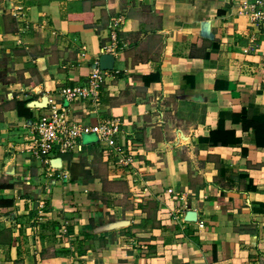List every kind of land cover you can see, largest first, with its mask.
<instances>
[{
	"label": "crops",
	"instance_id": "obj_1",
	"mask_svg": "<svg viewBox=\"0 0 264 264\" xmlns=\"http://www.w3.org/2000/svg\"><path fill=\"white\" fill-rule=\"evenodd\" d=\"M240 3L0 0V264H264V28ZM102 54L97 98L66 101ZM51 107L114 143L34 159Z\"/></svg>",
	"mask_w": 264,
	"mask_h": 264
},
{
	"label": "built area",
	"instance_id": "obj_2",
	"mask_svg": "<svg viewBox=\"0 0 264 264\" xmlns=\"http://www.w3.org/2000/svg\"><path fill=\"white\" fill-rule=\"evenodd\" d=\"M240 8L249 22L264 28V0H241ZM121 23L122 19L110 23V41L104 47V51L113 54L118 51L116 30ZM108 74L109 71L100 70L97 67L90 75L87 86L62 89L61 96L66 101L97 98L98 89ZM118 125L117 121H105L94 126L70 124L67 122L63 110L51 107L49 112L39 117L34 124L37 137L29 148V152L34 159L49 166L50 157L54 152L65 154L75 150L77 139L82 135H95L99 140H104L112 145L114 143L112 137L119 132ZM168 193H172V191L168 190Z\"/></svg>",
	"mask_w": 264,
	"mask_h": 264
},
{
	"label": "water",
	"instance_id": "obj_3",
	"mask_svg": "<svg viewBox=\"0 0 264 264\" xmlns=\"http://www.w3.org/2000/svg\"><path fill=\"white\" fill-rule=\"evenodd\" d=\"M201 29L203 31L206 32L207 35H209L207 32H208V23L207 22H204L201 24ZM114 62H115V58L112 54H102L99 58V62H98V66H99V69L100 70H106V71H110L113 69V66H114ZM32 106L38 108V109H44L47 107V98L44 97L41 99L40 102H33L31 104ZM51 166L53 168H59L60 166V159H54L52 162H51ZM185 220L187 221H196V214L195 212L193 211H190V212H187L186 213V216H185ZM126 222L124 221H121V222H117L115 223L113 226L115 228H119L121 226H124Z\"/></svg>",
	"mask_w": 264,
	"mask_h": 264
},
{
	"label": "trees",
	"instance_id": "obj_4",
	"mask_svg": "<svg viewBox=\"0 0 264 264\" xmlns=\"http://www.w3.org/2000/svg\"><path fill=\"white\" fill-rule=\"evenodd\" d=\"M16 106H17V108L19 109L20 107L25 106V102H18V103L16 104Z\"/></svg>",
	"mask_w": 264,
	"mask_h": 264
}]
</instances>
